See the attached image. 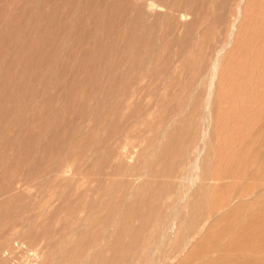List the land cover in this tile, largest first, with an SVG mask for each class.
I'll return each instance as SVG.
<instances>
[{
    "label": "rangeland",
    "instance_id": "374dc122",
    "mask_svg": "<svg viewBox=\"0 0 264 264\" xmlns=\"http://www.w3.org/2000/svg\"><path fill=\"white\" fill-rule=\"evenodd\" d=\"M247 2L0 0V264L164 260L185 239L184 228L177 244L160 233L177 212L211 229L171 264L264 263V194L247 207L238 198L264 173L241 130L257 65ZM204 130L205 180L194 165Z\"/></svg>",
    "mask_w": 264,
    "mask_h": 264
},
{
    "label": "bare ground",
    "instance_id": "6f19581e",
    "mask_svg": "<svg viewBox=\"0 0 264 264\" xmlns=\"http://www.w3.org/2000/svg\"><path fill=\"white\" fill-rule=\"evenodd\" d=\"M250 2H247L246 3V6H245V15H244V17L246 18V19H244L243 21H242V26L243 25H248L249 23H251V25H252V28L256 31V34L258 35V39H257V37H256V39H257V41L255 42V46L254 47H250V48H248L247 49V51H248V53H252V55H253V58L257 61V65L256 66H254L253 67V65H252V67H249V69H247L246 70V75H247V81H245V83H243L244 85H245V87H247V89H246V94L245 93H243V95H244V100H243V103H244V106L243 107H241V108H244V110H245V115L242 117V121H243V123H242V132L244 133V137H243V135H242V138H244L243 140H245V142L244 143H246V145H247V147H249V150H250V147H252V146H254L253 148H255L254 149V151H250L249 153H248V155L251 157V155H252V159H254V157H256V159H258L260 156H264V0H259V6H262V7H257V10H255V7H254V10L252 11L251 10V7L252 6H254V4H253V2H251V0H249ZM253 1V0H252ZM56 2V1H55ZM128 2H130V1H128ZM57 3V2H56ZM184 4V3H183ZM152 6V7H151ZM149 8H150V10H152L154 13L156 12V13H162V8H160V6L159 5H157V6H155V7H153V5H151ZM243 8V7H242ZM244 9V8H243ZM253 9V8H252ZM150 10H149V13H150ZM185 12H187V13H189V14H193V10H192V7H191V9H185L184 10ZM249 11V12H248ZM256 11V12H255ZM258 11V12H257ZM176 12V11H175ZM171 13V12H170ZM153 14V13H152ZM175 16H177L178 18L177 19H179L180 18V20H186V18H185V16H184V14L182 13V11H179V13L177 14H175V13H173ZM154 15H156V14H154ZM242 15H243V13H242ZM99 16V15H98ZM173 16V15H172ZM180 16V17H179ZM80 18V17H79ZM53 20V19H52ZM80 20H82V17H81V19ZM79 20V21H80ZM179 20V21H180ZM75 21V20H74ZM234 21V20H233ZM52 22V21H51ZM54 22V21H53ZM244 22V23H243ZM179 24H178V26H181V25H184V23H180V22H178ZM88 25V24H87ZM185 26V25H184ZM73 27V26H72ZM183 27V26H182ZM73 29V28H72ZM80 29V28H79ZM21 30V29H20ZM94 30V29H93ZM8 32V31H7ZM93 36V35H92ZM233 36V35H232ZM232 40V39H231ZM229 42V41H228ZM249 45L251 46V42L249 43ZM5 46V45H4ZM219 48H216L218 51H216V53H215V58H214V55L213 56H211V58H210V61L212 60V63H211V70L213 71V76H214V74H217V69H218V66H220L219 65V59H220V57H219V55H220V53H222L225 49H223L224 48V45H221V46H218ZM245 48V47H244ZM30 53V52H29ZM63 57V56H62ZM243 60V59H242ZM60 61V60H59ZM231 62V61H230ZM244 62V61H243ZM209 66V65H208ZM242 66V65H241ZM245 67V66H244ZM47 69V68H46ZM31 70V69H30ZM33 70V69H32ZM234 71H235V69H234ZM238 72H240V70L238 71ZM231 73H233V72H231ZM241 73V72H240ZM235 75V74H234ZM237 76V75H236ZM216 77V76H215ZM214 77V78H215ZM239 77H240V75H239ZM238 78V76L236 77V79ZM207 79V78H206ZM234 79V78H233ZM239 79V78H238ZM237 79V80H238ZM211 80H213V79H211ZM230 80V79H229ZM215 81V80H214ZM217 81V80H216ZM243 81V80H242ZM253 81H254V84H255V87L256 86H261L262 87V90H261V87H260V89H259V91L257 92V94L254 92V89H255V91H257L256 90V88H252V90L251 91H249V89L250 88H248L249 86V83H251V84H253ZM211 82V81H210ZM239 82V81H238ZM258 84H257V83ZM212 83V82H211ZM210 83V84H211ZM232 83V82H231ZM236 83V82H235ZM234 84V83H233ZM240 84V83H239ZM250 84V85H251ZM260 84V85H259ZM242 85V84H241ZM243 85V86H244ZM226 86V85H225ZM237 86V85H236ZM240 86V85H239ZM234 87V86H233ZM236 89V88H235ZM242 89H244V88H242ZM197 90V89H196ZM210 90V89H209ZM233 90V89H232ZM237 90V89H236ZM235 90V91H236ZM241 91V90H240ZM206 92H207V90H206ZM211 92V91H210ZM210 92H209V96H210ZM237 92V91H236ZM207 95V94H206ZM212 95V94H211ZM208 96V95H207ZM208 96V97H209ZM207 97V98H208ZM211 97V96H210ZM208 98L207 99V102L205 103L206 104V109L205 110H207V112H206V114H211L210 112H211V98ZM213 97V96H212ZM232 98V97H231ZM240 98V97H239ZM235 100V99H234ZM213 102V101H212ZM231 103H234V102H231ZM242 103V104H243ZM205 108V107H204ZM240 108V109H241ZM204 110V111H205ZM243 110V109H242ZM242 110H240V111H242ZM203 111V112H204ZM184 112V111H183ZM182 112V113H183ZM243 113V112H242ZM180 114V113H179ZM184 114V113H183ZM244 114V113H243ZM233 115V114H232ZM203 116V115H202ZM181 117V116H180ZM183 118V117H182ZM181 118V119H182ZM207 117L205 116V119H206ZM209 118L211 119V117L209 116ZM203 119V118H202ZM204 119V120H205ZM236 119H238V117L236 118ZM236 119H234V120H236ZM190 120V119H189ZM182 121H183V119H182ZM188 121V120H187ZM187 121H186V123H187ZM209 121V120H208ZM211 121V120H210ZM231 121V120H230ZM229 121V122H230ZM189 122V121H188ZM215 122V121H214ZM236 121H234V123H235ZM185 123V124H186ZM190 124V123H189ZM233 124V123H232ZM209 125V124H208ZM257 125H259L258 126V130L256 131V133H255V131H254V126H257ZM181 126V125H180ZM185 126V125H184ZM231 126V125H230ZM234 126V125H233ZM236 126V125H235ZM181 127H183V125L181 126ZM186 127V126H185ZM194 128V127H193ZM185 129V128H184ZM226 129V128H225ZM180 130V129H179ZM187 130V129H186ZM192 130V129H191ZM185 131V130H184ZM207 131V130H206ZM206 131L204 130V133L202 134L201 133V136L199 137V140H198V143H197V146H196V148H195V158H194V161H196L195 163H194V165H195V168L197 169V170H199L197 173V175L199 176V178H204L203 177V174H201V166H200V162L199 161H201L200 159H201V157H200V153H204L203 151H205L204 149H206L207 148V144H208V142H209V140H208V136H207V134H205L206 133ZM203 132V131H202ZM171 133V132H170ZM255 135V140H254V142H253V140H250L251 139V137H253ZM164 137V136H163ZM234 137V136H233ZM211 140V139H210ZM250 140V141H249ZM252 141V142H251ZM251 142V143H250ZM198 144H201V146H199ZM208 145H210V144H208ZM189 146H190V144H189ZM198 149H199V152H198ZM201 149V150H200ZM203 149V150H202ZM221 149V148H220ZM207 150V149H206ZM251 150H253V149H251ZM236 151V150H235ZM240 151V150H239ZM179 152V151H178ZM230 152V151H229ZM232 152V151H231ZM182 151L180 152V157L182 156ZM175 154V153H174ZM211 155V154H210ZM225 155V154H224ZM248 155H247V158H249L248 157ZM230 156V155H229ZM203 157V156H202ZM200 158V159H199ZM211 158V157H210ZM189 160V159H188ZM204 160V159H203ZM202 160V161H203ZM226 160H228V159H226ZM174 161V160H173ZM248 161V160H247ZM212 162V161H211ZM210 162V163H211ZM226 162V161H225ZM259 162V161H258ZM178 163V162H177ZM246 163V162H245ZM248 163V162H247ZM134 164V163H133ZM174 164V163H173ZM198 164H199V166H198ZM192 166V165H191ZM178 167V166H177ZM194 168V169H195ZM204 168H206V166L204 165ZM227 169V168H226ZM174 170H176V169H174ZM206 170V169H205ZM207 170H208V168H207ZM209 171H210V169H209ZM208 171V172H209ZM65 172H66V170H65ZM208 174V173H207ZM196 175V176H197ZM208 177V176H207ZM206 177V178H207ZM206 178H204V180L206 179ZM190 180H192V177H191V179ZM195 180H196V178H195ZM212 180V179H211ZM198 181V180H197ZM209 181V180H208ZM221 181V180H220ZM195 182L196 181H194V186H195ZM255 182L256 183H253V184H251V185H244L243 187H242V190H241V192H240V196L238 197L239 199V204H241L242 203V207H245L246 206V204H247V202H248V200H250V199H253V197L255 198V196H257V195H263L264 194V173L262 174V177H261V179H259L258 181H256L255 180ZM192 183V182H191ZM190 183V184H191ZM205 183V181L203 182V183H201V182H199L198 183V185L199 186H203V184ZM209 184H210V182H208ZM141 185V184H140ZM197 185V186H198ZM198 186V187H199ZM202 191V190H201ZM203 192V191H202ZM208 192V191H207ZM206 192V193H207ZM187 193V192H186ZM197 193V192H196ZM209 194V193H208ZM196 195H198V193L196 194ZM205 195H207V194H205ZM202 196H203V194H202ZM187 197V196H186ZM200 197V196H199ZM204 197H206V196H204ZM203 197V198H204ZM207 197H208V195H207ZM195 199V198H194ZM209 199V198H208ZM187 200V199H186ZM185 200V201H186ZM199 200V199H198ZM205 201V200H204ZM251 201V200H250ZM254 201V200H253ZM181 202V201H180ZM264 202V201H263ZM262 201H261V203H263ZM237 203V202H236ZM235 203V204H236ZM195 204V203H194ZM232 204V203H231ZM258 204V203H257ZM260 204V203H259ZM200 205V204H199ZM186 206V205H185ZM259 206V205H258ZM261 206V205H260ZM260 206H259V208H260ZM228 207V206H227ZM230 207V206H229ZM247 207V206H246ZM255 207H256V205H255ZM254 207V208H255ZM264 207V206H263ZM194 208V207H193ZM221 208V207H220ZM252 208H253V206H252ZM192 208H190V210H191ZM207 209V208H206ZM226 209V208H225ZM248 209V208H247ZM264 209V208H263ZM262 209V210H263ZM222 210V209H221ZM245 210V209H244ZM254 210L255 209H253V211H251V212H254ZM261 210V211H262ZM203 211H204V209H203ZM246 211V210H245ZM256 211H257V209H256ZM258 211H260V210H258ZM222 212V211H221ZM220 212V213H221ZM225 212H227V209H226V211ZM229 212V211H228ZM243 212V211H242ZM263 212H264V210H263ZM189 213V212H188ZM205 213V212H204ZM219 213V214H220ZM224 213V212H223ZM231 213V212H230ZM229 213V214H230ZM248 213V212H247ZM262 213V212H261ZM260 213V214H261ZM177 215V217H175L174 218V220L172 221V223L169 225L168 223V225H165L164 223V225L161 227L160 226V233H162L163 235V237H166V239H169V240H172V239H175V242H176V244L178 243V242H180V240L183 238V236H182V234H183V232H182V230L181 229H183L184 230V233H185V239L183 240L184 242H183V244L182 245H180V246H178L177 245V247L175 248V250L167 257V258H161V259H164V260H157V261H154V260H151V261H149V262H147V264H171L172 263V260H174L173 262H175V260L176 259H179V258H181L183 255L185 256L186 255V253L188 254L189 253V250H191L192 249V247L195 245V242H197L198 241V239H201L206 233H208V232H210L209 230L211 229V218H209V217H207L205 220H201V221H199V218L198 217H193V219H192V217H191V220L187 223V219H185L186 220V222H184V223H187V224H185V226H183L182 225V222H180V212H177L176 213ZM192 214L193 213H191V216H192ZM217 214V213H216ZM215 214V215H216ZM232 214H234V213H232ZM244 214V213H243ZM183 215V214H182ZM187 215V214H186ZM190 214H188V216H189ZM200 215V214H199ZM204 215V214H203ZM209 215V214H208ZM207 215V216H208ZM211 215V214H210ZM213 215V214H212ZM214 215V217L216 218V216ZM218 215V214H217ZM240 215H242V214H240ZM246 215V214H245ZM250 216L252 215V214H249ZM187 216V217H188ZM244 216V215H243ZM187 217H185V218H187ZM246 217V216H245ZM253 217H255V219H257V220H259L260 218V216H257L258 218H256V216H253ZM264 217V216H263ZM219 218V217H218ZM189 219V218H188ZM214 219V218H213ZM241 219H244V221H245V219L246 218H241ZM177 220V221H176ZM183 220V218L181 219V221ZM260 220H262V219H260ZM259 220V221H260ZM249 221H251L252 223H253V221L255 222L256 220H249ZM162 222V221H161ZM214 222V221H213ZM242 222H243V220H242ZM166 223V222H165ZM183 223V224H184ZM256 223V222H255ZM254 223V224H255ZM175 224H179V225H177V226H179V227H175L174 225ZM264 224V223H263ZM263 224H261V222L259 223V225H263ZM250 225V224H249ZM252 225V224H251ZM255 225H257V224H255ZM255 225H253V226H255ZM158 226V225H157ZM174 226V227H173ZM245 226V225H244ZM247 226V225H246ZM245 226V227H246ZM159 227V226H158ZM261 227H263V226H261ZM242 228H244V227H242ZM264 228V227H263ZM247 229V228H246ZM254 229H256V228H254ZM248 230V229H247ZM246 230V231H247ZM253 230V229H252ZM262 233L264 234V230L262 231ZM232 235V234H231ZM245 236V235H244ZM264 236V235H263ZM216 239V238H215ZM241 239V238H240ZM264 239V238H263ZM249 240V239H248ZM233 242V241H232ZM168 243V242H167ZM181 244V243H180ZM242 247V246H241ZM172 248V247H171ZM216 249V248H215ZM212 250L211 252H212V254L211 255H213V252H217L218 251V249L217 250ZM260 249V248H259ZM228 250V249H227ZM236 252H237V250H236ZM245 253V252H244ZM255 253V252H254ZM217 254V253H216ZM235 255H236V253H234ZM210 255V254H209ZM209 255H206V256H209ZM166 256V255H165ZM37 257V256H36ZM211 257H213V256H211ZM203 258V257H202ZM205 258V257H204ZM160 259V258H159ZM172 259V260H171ZM209 259H210V257H209ZM239 258H237V257H231V256H229V254H228V256L227 257H223V259H221V260H217V261H214V262H212L211 264H218V263H220V264H230V263H234L235 261H237ZM259 259V258H258ZM181 260V259H180ZM204 260V259H203ZM208 260V259H207ZM240 260H242V259H240ZM247 260V259H246ZM252 260H254V259H252ZM160 261V262H159ZM206 261V260H205ZM248 261V260H247ZM239 262V261H238ZM252 262V261H251ZM253 262H257L256 260L255 261H253ZM258 262H260V263H257V264H262L263 262H262V260H258ZM146 263V262H145ZM247 263V262H246ZM179 264V263H178ZM210 264V263H209ZM264 264V263H263Z\"/></svg>",
    "mask_w": 264,
    "mask_h": 264
}]
</instances>
